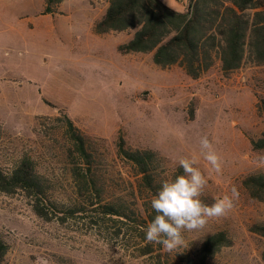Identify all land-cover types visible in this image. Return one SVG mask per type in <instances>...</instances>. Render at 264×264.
I'll return each instance as SVG.
<instances>
[{"label":"rangeland","instance_id":"374dc122","mask_svg":"<svg viewBox=\"0 0 264 264\" xmlns=\"http://www.w3.org/2000/svg\"><path fill=\"white\" fill-rule=\"evenodd\" d=\"M185 10L186 0H163ZM106 0H65L45 14L44 0H0V168L27 155L53 181L56 208L42 219L24 193L0 191V234L10 244L4 264H182L209 236L233 239L209 264H264V239L251 227L264 224V203L243 185L264 174L252 141L264 133V66L247 63L225 76L220 63L198 80L179 66L162 69L152 54H122L135 31L95 33ZM96 140L99 167L114 193L130 196L136 173L117 155L122 135L133 148L152 149L170 164L199 154L207 135L221 155L222 173L196 165L208 181L200 199L211 205L236 187L239 198L226 216L184 230L172 251L148 243L145 229L100 220L90 212L68 215L76 196L74 162L65 117ZM146 252H150L146 254ZM160 256V257H159Z\"/></svg>","mask_w":264,"mask_h":264},{"label":"trees","instance_id":"16d2710c","mask_svg":"<svg viewBox=\"0 0 264 264\" xmlns=\"http://www.w3.org/2000/svg\"><path fill=\"white\" fill-rule=\"evenodd\" d=\"M44 1V13L54 14L65 0ZM106 1V12L94 30L98 35L134 30L132 38L120 46L122 54H152L156 66H179L193 80L200 79L217 62L225 76L247 63L264 66V0H186L183 11L163 0ZM257 107L264 115V99ZM65 123L76 185L75 208L67 214L90 212L100 220L121 221L135 231L146 229L156 215L152 198L165 180L183 175V169L152 149L130 147L119 135L117 155L134 169L137 184L130 196L114 193L99 167L96 140L67 116ZM252 145L256 151L264 150V133ZM52 183L40 173L36 160L27 155L8 170L0 168V191L7 195L24 193L42 219H48V211L58 209ZM243 185L253 199L264 203V174L248 176ZM251 232L264 239V224L253 225ZM233 244L227 232H217L204 240L194 256L183 255L180 261L209 264ZM9 250L10 244L0 234V264L5 263ZM262 259L264 262V250Z\"/></svg>","mask_w":264,"mask_h":264},{"label":"clouds","instance_id":"9594fccd","mask_svg":"<svg viewBox=\"0 0 264 264\" xmlns=\"http://www.w3.org/2000/svg\"><path fill=\"white\" fill-rule=\"evenodd\" d=\"M199 146V154L179 158L178 164L184 174L165 180L151 200V208L156 215L145 229V239L148 243L162 245L166 251L184 243V230L203 228L208 219L226 216L239 198L238 190L232 187L230 196L224 195L211 205L202 202L200 196L208 181L196 165L202 156L209 165L210 174H221L223 160L207 135L200 138ZM259 162L264 164V156L259 157ZM41 264L47 262L42 261Z\"/></svg>","mask_w":264,"mask_h":264},{"label":"crops","instance_id":"0c3cea01","mask_svg":"<svg viewBox=\"0 0 264 264\" xmlns=\"http://www.w3.org/2000/svg\"><path fill=\"white\" fill-rule=\"evenodd\" d=\"M169 6H171V5H169Z\"/></svg>","mask_w":264,"mask_h":264}]
</instances>
